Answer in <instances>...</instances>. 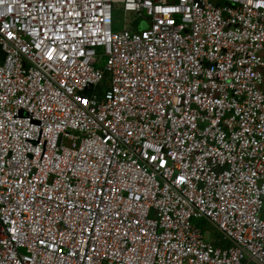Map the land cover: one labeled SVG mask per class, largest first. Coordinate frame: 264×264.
Wrapping results in <instances>:
<instances>
[{
	"label": "built area",
	"instance_id": "obj_1",
	"mask_svg": "<svg viewBox=\"0 0 264 264\" xmlns=\"http://www.w3.org/2000/svg\"><path fill=\"white\" fill-rule=\"evenodd\" d=\"M0 44V264H264V0H0Z\"/></svg>",
	"mask_w": 264,
	"mask_h": 264
},
{
	"label": "rangeland",
	"instance_id": "obj_2",
	"mask_svg": "<svg viewBox=\"0 0 264 264\" xmlns=\"http://www.w3.org/2000/svg\"><path fill=\"white\" fill-rule=\"evenodd\" d=\"M114 16H115L114 26L115 25L118 26L117 29H120L124 25L125 19H132L134 17L133 15L125 14L121 7H117L115 9ZM98 52L100 54V61L97 63V67L100 68L106 64L107 57L104 55V48H102V47L98 48ZM204 230H206V235L208 236V238L210 240H212L214 238V235H215L214 229L211 226H206V228Z\"/></svg>",
	"mask_w": 264,
	"mask_h": 264
},
{
	"label": "water",
	"instance_id": "obj_3",
	"mask_svg": "<svg viewBox=\"0 0 264 264\" xmlns=\"http://www.w3.org/2000/svg\"><path fill=\"white\" fill-rule=\"evenodd\" d=\"M144 27H147V23L146 22H143L140 26H139V29H143ZM6 51L3 49L2 45L0 44V65H2L6 59ZM108 82H109V75L108 74H105L103 79L97 83L96 85H91L88 90H87V93H91V92H97L99 94H102L107 85H108ZM60 141H61V138H60Z\"/></svg>",
	"mask_w": 264,
	"mask_h": 264
},
{
	"label": "trees",
	"instance_id": "obj_4",
	"mask_svg": "<svg viewBox=\"0 0 264 264\" xmlns=\"http://www.w3.org/2000/svg\"><path fill=\"white\" fill-rule=\"evenodd\" d=\"M134 27L135 29H138V26H137V23L135 22L134 24ZM114 28H118V26H114ZM196 223H198L199 225L203 226V228L205 229L206 226H211L213 228V226L208 223L206 220L204 219H200V220H196ZM214 229V228H213ZM215 235H214V238L212 239L213 240V244L216 245V246H222V247H227L230 245V242L227 241L223 235L215 228Z\"/></svg>",
	"mask_w": 264,
	"mask_h": 264
},
{
	"label": "crops",
	"instance_id": "obj_5",
	"mask_svg": "<svg viewBox=\"0 0 264 264\" xmlns=\"http://www.w3.org/2000/svg\"><path fill=\"white\" fill-rule=\"evenodd\" d=\"M214 228V227H213ZM214 231H215V228H214ZM213 242V240H211Z\"/></svg>",
	"mask_w": 264,
	"mask_h": 264
}]
</instances>
